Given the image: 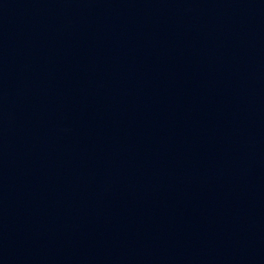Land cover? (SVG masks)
Masks as SVG:
<instances>
[{"label": "water", "instance_id": "1", "mask_svg": "<svg viewBox=\"0 0 264 264\" xmlns=\"http://www.w3.org/2000/svg\"><path fill=\"white\" fill-rule=\"evenodd\" d=\"M0 264H264V0H0Z\"/></svg>", "mask_w": 264, "mask_h": 264}]
</instances>
